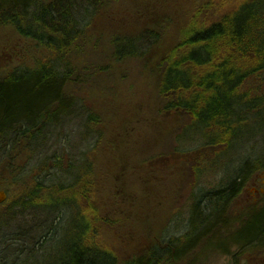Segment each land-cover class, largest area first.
Here are the masks:
<instances>
[{
	"label": "rangeland",
	"instance_id": "374dc122",
	"mask_svg": "<svg viewBox=\"0 0 264 264\" xmlns=\"http://www.w3.org/2000/svg\"><path fill=\"white\" fill-rule=\"evenodd\" d=\"M53 1L31 0L29 20L39 6ZM256 1L119 0L108 16L86 27V39L59 61L61 75L67 77L71 71L65 85L68 110L59 116V105L52 108L50 121L27 135L21 136L23 128L16 125L0 135V191H8V203L15 198L22 202L24 185L65 186L89 171L92 198H83L77 208L63 191L58 198L61 211L45 209L41 203L10 211L0 206V264H58L65 248L79 240L74 225L84 220L99 243L117 257V264L143 257L177 237L181 242L173 246L185 250L183 255L159 247L155 264L264 262V245L252 243L248 249L232 240L243 227L246 209L264 205V198L254 205L250 199L255 194L251 183L263 186L264 170L247 179L227 208L229 228L214 240L217 233L212 232L185 246L199 200L228 184L250 161L264 163V109L242 114L240 132L230 146L208 145L196 121L185 113L166 112L156 58L161 49L163 53L179 44L182 31L211 25ZM151 30L159 44L146 48ZM114 34L143 38V53L116 61L110 44ZM47 58L57 60L37 41L0 25V77L37 68ZM243 92L251 95V102L264 94V76L249 79Z\"/></svg>",
	"mask_w": 264,
	"mask_h": 264
},
{
	"label": "trees",
	"instance_id": "16d2710c",
	"mask_svg": "<svg viewBox=\"0 0 264 264\" xmlns=\"http://www.w3.org/2000/svg\"><path fill=\"white\" fill-rule=\"evenodd\" d=\"M30 1L0 0V25L12 26L19 35L37 41L56 55L57 60L47 58L37 68H21L0 77V135L9 132L14 125L21 130L23 128L21 136L27 135L32 128L50 121L52 108L59 105V116L68 110L65 85L70 80L71 71L66 77L59 69L64 53L86 39V27L91 26L95 18L105 13L108 16L110 6L119 0H83L88 7L86 15L81 14L83 4L78 0H55L39 6L33 20H29V11L33 7ZM182 32L179 44L163 50V53L161 49L156 57L160 60V94L166 100L165 110L185 113L196 121L194 124L198 132L207 138L208 145L228 147L238 137L242 114L250 109H264V94L257 95L251 102V95L243 92L249 79L264 76V0L223 15L206 27H198L185 34ZM152 33L146 40L150 42L146 43V48L150 44H159V37ZM127 37L114 34L110 39L116 61L143 53V38ZM257 161L245 164L228 184L212 191L203 202L199 200L190 235H187L191 237L185 235L186 248L199 237L203 240L210 237L212 232L214 234L211 235L217 233L212 238L214 240L229 228L225 217L227 208L242 193L248 184L247 179L251 181L255 173L264 170V163ZM90 177L89 171H86L65 186L62 183L53 187L38 183L39 188L24 185L23 201L15 198L16 201L8 203L7 200L4 205L10 211L12 208L15 210V205L22 209L26 204L39 207L41 203L45 204V209L61 211L58 198L67 190L65 193L69 192L72 202L80 208L83 198H92ZM249 208L243 218V227L232 240L241 247L247 248L251 243L262 246L264 207L256 205L251 210ZM85 221L74 225V229L80 232L79 240L65 248L58 264H117V257L99 243L96 234L93 235L92 225ZM166 242V246H161V242L143 257L127 260L123 264H155L154 256L159 253V247L169 248L166 249L169 253L183 255L185 250L173 246L181 242V238Z\"/></svg>",
	"mask_w": 264,
	"mask_h": 264
},
{
	"label": "flooded vegetation",
	"instance_id": "af4514ba",
	"mask_svg": "<svg viewBox=\"0 0 264 264\" xmlns=\"http://www.w3.org/2000/svg\"><path fill=\"white\" fill-rule=\"evenodd\" d=\"M253 178V177H252ZM250 188H252V190H254L255 194L250 197V199L252 200V204L254 205L255 203H259V200L261 198H264V183L263 186L258 185V183L256 182H252ZM0 192H4L6 194V199L5 201H3L2 203H0V206L4 205L7 202V198H8V192L5 190H1ZM255 197V198H254ZM261 203V202H260ZM258 206L264 207V205H260L257 204ZM15 209H18L17 206H14ZM251 244H249L248 249L252 248L253 246H251ZM254 264H264V262H259V263H254Z\"/></svg>",
	"mask_w": 264,
	"mask_h": 264
},
{
	"label": "water",
	"instance_id": "95a60500",
	"mask_svg": "<svg viewBox=\"0 0 264 264\" xmlns=\"http://www.w3.org/2000/svg\"><path fill=\"white\" fill-rule=\"evenodd\" d=\"M5 199H6V194L4 192H0V203L5 201Z\"/></svg>",
	"mask_w": 264,
	"mask_h": 264
}]
</instances>
